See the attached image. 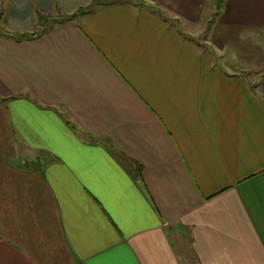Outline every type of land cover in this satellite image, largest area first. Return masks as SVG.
I'll list each match as a JSON object with an SVG mask.
<instances>
[{
  "label": "crops",
  "instance_id": "1",
  "mask_svg": "<svg viewBox=\"0 0 264 264\" xmlns=\"http://www.w3.org/2000/svg\"><path fill=\"white\" fill-rule=\"evenodd\" d=\"M100 1L0 0V264H264V0Z\"/></svg>",
  "mask_w": 264,
  "mask_h": 264
},
{
  "label": "rangeland",
  "instance_id": "2",
  "mask_svg": "<svg viewBox=\"0 0 264 264\" xmlns=\"http://www.w3.org/2000/svg\"><path fill=\"white\" fill-rule=\"evenodd\" d=\"M93 7L94 5L91 4ZM97 5V4H95ZM44 15L43 19L41 21H35V25L33 27L32 30H30L29 32H25V33H34L35 35L39 34L42 31H45L51 24L57 22V21H61L63 20V18H66V16H58V13H55V15H46V14H41ZM7 32L4 30V28L0 27V33H4ZM181 250V254H182V258L184 264H194L190 255L187 253V250L183 247L180 248Z\"/></svg>",
  "mask_w": 264,
  "mask_h": 264
},
{
  "label": "trees",
  "instance_id": "3",
  "mask_svg": "<svg viewBox=\"0 0 264 264\" xmlns=\"http://www.w3.org/2000/svg\"><path fill=\"white\" fill-rule=\"evenodd\" d=\"M98 3H101V1L100 0H94V2H92V4L93 5H95V4H98ZM219 3H220V1L219 0H217V2H216V9L219 7ZM92 5H89L87 8H85L84 10H82V11H80V13H85V12H87L89 9H91L92 7H91ZM43 16L44 15H41V14H39V13H37L36 15H35V18H36V20L37 21H41L42 19H43ZM43 32V31H42ZM41 33V32H40ZM4 35H6V36H9V37H11V38H13V39H16V40H21V39H28V38H30V37H33V36H35V34L34 33H19V32H4L3 33Z\"/></svg>",
  "mask_w": 264,
  "mask_h": 264
}]
</instances>
